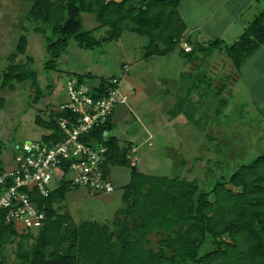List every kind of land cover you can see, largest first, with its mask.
Returning <instances> with one entry per match:
<instances>
[{"label":"trees","instance_id":"16d2710c","mask_svg":"<svg viewBox=\"0 0 264 264\" xmlns=\"http://www.w3.org/2000/svg\"><path fill=\"white\" fill-rule=\"evenodd\" d=\"M23 1L31 3L28 16L48 28L45 70L56 69L57 59L71 40L80 48L90 49L117 40L124 31L147 39L142 55L145 59L168 56L173 51L185 63L197 62L200 56L197 71L205 59L223 52L238 72L264 43V7L245 25L238 39L227 43L219 37L204 42L191 37L179 12L182 0ZM83 12L94 15L98 28H108L106 35L95 38L90 29H84ZM182 42L190 46L189 51L182 48ZM26 44V36L21 34L16 51L24 53ZM85 77L89 78L88 83ZM112 77L116 76L95 78L90 73H76L70 78L88 85L92 81L89 94L98 99L107 94ZM220 78L225 80L224 76ZM204 79L196 76L195 87L176 98L169 110L172 115L181 112L192 124L201 126L204 109L215 106L213 117L223 114L226 101L219 96L225 86H214V97L221 99L216 105H207L204 98L210 93L204 88L197 100L191 99ZM0 80L2 87L29 80L35 99L41 95L36 72L28 69L25 62L11 60L0 72ZM207 82L208 87L212 86ZM2 103L0 98V106ZM112 113L84 140L93 147L100 143L106 146L102 165L106 174L110 173V166L129 168L122 205L115 210L111 223L89 220L75 225L70 216L58 214L54 205L65 199L69 188L76 187L63 176L48 196L36 197L37 206L45 214L37 235L32 236L31 231L18 233L14 221L7 220L0 210V264H264V153L213 178L209 166L212 163L207 159L204 180L187 179L179 171L174 175L142 172L128 156L133 143L123 145L112 133ZM63 117L71 114L55 108L50 109L47 118L36 116V124L48 131L42 140L64 138L65 133L57 124ZM207 137L210 138L209 133ZM2 148L0 141V153ZM183 163L184 159L180 166ZM12 241H16L14 258L8 262L4 251Z\"/></svg>","mask_w":264,"mask_h":264},{"label":"rangeland","instance_id":"374dc122","mask_svg":"<svg viewBox=\"0 0 264 264\" xmlns=\"http://www.w3.org/2000/svg\"><path fill=\"white\" fill-rule=\"evenodd\" d=\"M261 1V7H264V0ZM30 5L29 1L0 0V72L11 60L15 63L25 62L28 69L36 72L41 91L39 98L35 99V91L29 80L14 82L12 87H2L0 80V98L3 99L0 106V141L4 153L17 143L40 140L48 133L36 124L35 118H47L51 108L58 110L60 103L66 100L64 86L76 73H90L95 78L119 77L122 79L121 89L125 92H128L131 85L134 87L129 99L132 97L135 105L128 106L130 110L121 115L118 124L122 129L116 133L123 145L131 141L137 146L135 158L131 162L137 164L142 172L174 175L179 171L187 179L204 180L207 159L212 163L209 166L212 168L210 173L213 178L219 172L231 171L238 163L264 153V43L247 58L238 72L232 68L229 58L223 52L212 54L208 69L214 74L204 81L219 84L222 80L219 77L231 72L230 78L223 81L225 87L219 96L226 101L221 116L213 117L215 106L208 107L204 109L206 115L202 118L201 126H195L185 116L182 117L186 122L173 121L169 112L168 127L165 131L160 128V133H164L158 134L152 128L161 126L163 118L158 119L154 126L144 125L145 119L152 117L150 111L156 114L160 102H164L167 108L177 96L188 91L183 89V93H178L181 89L177 91L169 88V94H162L165 85L163 82L165 79L176 80L178 83L182 80L188 82L182 83V86L187 87L193 81L189 76H179L185 69V62L178 52L173 51L168 56H152L145 60L142 55L147 39L124 31L117 40L102 42L90 49L80 48L71 40L65 52L57 59L56 69L45 70V36L48 28L28 16ZM246 14L239 15V18L245 20ZM81 21L83 28L90 29L95 38L106 35L108 28H98L99 24L93 14L81 13ZM221 24L227 25V21L217 15L208 20L206 27ZM243 29V25L233 24L228 29L231 32L226 31L227 42L238 39ZM21 34L27 39L24 53L16 51ZM122 64L127 65L126 72L123 71ZM236 73L238 76L235 80ZM84 79L88 83L89 78ZM141 81L146 82V89ZM204 90L210 93L204 98L208 106H212L209 103L216 105L221 102L220 98L213 95V85L204 87ZM193 98H198V95L193 93ZM128 101V105L133 102ZM145 132L148 134L144 135ZM208 133L210 138L207 137ZM183 159L185 163L180 166ZM110 175L114 185L111 191L91 193L81 186L71 187L65 199L54 205L57 213L70 216L71 223L75 225L89 220L110 224L115 210L122 205L123 185L129 180V168L110 166ZM212 178L210 180H214ZM15 226L18 233L27 231L20 222H16ZM31 235H37V231H31ZM15 243L16 241H12L5 248V259L8 262L14 258Z\"/></svg>","mask_w":264,"mask_h":264},{"label":"built area","instance_id":"2783aa9c","mask_svg":"<svg viewBox=\"0 0 264 264\" xmlns=\"http://www.w3.org/2000/svg\"><path fill=\"white\" fill-rule=\"evenodd\" d=\"M185 51L190 46L181 43ZM128 70L124 65L123 71ZM125 75V73H123ZM119 77H112L107 94L93 99L85 82L69 78L64 86L66 100L58 106L68 111L71 117L58 119L57 124L65 133L60 141L26 140L17 143L6 153H0V210L7 220L20 222L27 231H37L45 219L44 210L39 208L36 197H46L57 186L63 176L72 186H81L91 193L109 192L114 188L110 173L102 165L106 161L105 145L93 147L86 135L120 104H126L133 93L121 89ZM74 116V117H73ZM137 146H130L128 156L134 159Z\"/></svg>","mask_w":264,"mask_h":264},{"label":"crops","instance_id":"0c3cea01","mask_svg":"<svg viewBox=\"0 0 264 264\" xmlns=\"http://www.w3.org/2000/svg\"><path fill=\"white\" fill-rule=\"evenodd\" d=\"M261 2H262L261 0H182L180 5H179V12H180V14H181L186 26H187L188 34L191 37L196 38L200 42H204V41H207L209 39L219 37V38L223 39L225 42H227L229 40H227L226 34L231 32L228 29L232 28L233 24H237V23L241 27L243 25V28H244L245 25L247 24V22H249L254 17V15L256 13H258V10L261 8ZM248 10H250V13H247ZM245 14H246L245 20H241L239 18V15H245ZM217 15L223 17L227 21V25L221 24V26L217 25L215 27L207 28L206 24H207L208 20H210L211 18H213ZM231 23H233V24L231 25ZM226 31L228 33H226ZM227 43H229V42H227ZM212 57H213V55H211L209 58L205 59V61L202 62V65H200V69H199L200 71H197L198 64L201 60L200 56H199V60H197V62L195 60H192L189 63H185V65H184L185 69L179 73V76L184 77V78H186V76L191 77L193 79V81L191 82V85L190 86L188 85L186 87V86H182L183 82L188 83L186 81L181 80V82L178 83L176 80L173 81V80L165 79V81L163 82V83H165V85L163 86L162 94H169L170 93V90H168L169 88H174L177 91H178V89H181V92H178V93H183L182 92L183 89L189 90L190 88L195 87V83H196L195 77L198 75L200 77H205V78L208 76L212 77L214 72L210 71V69H208V66H209L208 62L210 61V59ZM230 73L231 72H229L227 75L224 76L225 78H227L226 80H228L230 78ZM122 75L124 76V74H122ZM237 76L238 75L236 73L235 80H236ZM226 80H224V81H226ZM141 84L143 85V88L146 89V87H147L146 82L143 83L141 81ZM211 84L213 86H218V85L224 86L223 80H221L219 84H216L213 82H211ZM168 85L170 87H167ZM208 85L209 84L207 81H204L203 83H201V86L199 87V89L197 91L192 92L191 99L197 100L198 98H196V99L193 98V93H195L197 95H199L200 93H203L202 88H204V87L207 88ZM173 93H177V92H173ZM130 99H128V100L133 101L132 97ZM129 101H128V103H129ZM134 102L135 101L130 103V105H128L127 103L117 105L115 107L113 113H112L111 118H112V121L114 122V125H115L112 133L118 139H119V137L117 136L116 132L118 130L122 129L121 127H119L120 125L118 124L119 123L118 121H119L121 115H123V113H125L127 110H130V108H128V106L133 107L135 105ZM174 102H175L174 100L171 101V103L168 104V106L169 105L172 106ZM160 104L165 105L164 102H160L159 106L157 105V110H156L157 113L156 114H153L152 113L153 111H150L152 114V117L150 118V116H148L145 119L146 122L144 123V125H145V127L148 126L149 124L154 126L158 122V119L163 118V122H162L161 126L152 128V131H156L158 134H163L166 127H168V124H169L170 116L168 119L167 113L169 114L170 107L167 106V108H165L166 105L163 107ZM164 113L166 114V117H165ZM182 116H184V115L181 112H178L177 114L172 115L171 117L173 118V121L175 119L176 121L178 120V121L186 122ZM120 121H121V119H120ZM165 121H166V123H165ZM160 128H163V130H164V131H162L163 133H160V131H161ZM147 134L148 133L145 132L144 135H147ZM119 141L122 143V141L120 139H119Z\"/></svg>","mask_w":264,"mask_h":264}]
</instances>
